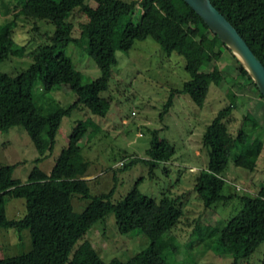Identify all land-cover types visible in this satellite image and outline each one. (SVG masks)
<instances>
[{
	"label": "trees",
	"instance_id": "1",
	"mask_svg": "<svg viewBox=\"0 0 264 264\" xmlns=\"http://www.w3.org/2000/svg\"><path fill=\"white\" fill-rule=\"evenodd\" d=\"M238 29L256 56L264 64V0H211ZM16 19L0 24V62L12 57L23 58L27 45L16 40L17 18L24 17L53 24L54 30L45 32V41L34 52L29 66L16 73L0 69V132L23 126L31 137L43 161L53 152L63 119L75 110L104 117L109 107L104 97L110 89L113 67L118 62V51L129 52L136 41L149 37L159 43L169 55L178 53L186 61L190 79L182 89L172 90L165 103L164 115L174 104L175 94H186L193 103L202 107L210 90L207 68L229 50L238 70L239 82L253 84L259 96H264L248 70L237 56L209 28L203 18L185 0H20ZM141 11L138 21H129L117 33L123 17ZM80 12L86 19L80 23V37L74 34L71 16ZM34 32H39L35 24ZM220 43L219 48L217 47ZM70 44L82 47L94 60L100 75L85 80L76 68L67 48ZM68 88L74 96L68 107L46 115L37 105L44 92ZM236 107L235 99L220 110L204 134L209 161L196 178L195 190L205 207L211 209L235 197L242 207L226 221L216 225L215 243L234 256L233 264L251 256L264 243V185L256 195L227 194L225 172L230 158L246 145L253 148L255 163L262 141H250L249 132L241 128L233 134L226 119ZM250 119V115H246ZM88 133L84 120L76 121L69 142L59 154L50 172L35 167L23 182L15 178L19 164L0 166V228L29 229L32 247L29 251L0 258V264H98L100 253L86 237L99 221L114 213L118 230L127 234L140 230L150 244L128 260L113 258L103 264H173L170 256L179 253L174 237L165 238L167 232L177 227L183 215L179 198L163 194L160 199L144 194L139 185L126 195L114 199V189L94 194L89 181L88 164L77 165L71 159L82 151L79 144ZM177 152L174 144L160 138L153 131L148 158H133L124 169L139 160L156 167L169 161ZM124 163V162H123ZM89 200L82 212L73 209V198ZM24 198L26 214L20 219L7 215V202ZM211 225L198 226L195 233L206 234ZM264 264V257L262 260Z\"/></svg>",
	"mask_w": 264,
	"mask_h": 264
},
{
	"label": "rangeland",
	"instance_id": "2",
	"mask_svg": "<svg viewBox=\"0 0 264 264\" xmlns=\"http://www.w3.org/2000/svg\"><path fill=\"white\" fill-rule=\"evenodd\" d=\"M20 7V0H0V24L16 19ZM140 14L137 9L133 15L123 17L117 33L127 22L138 21ZM70 19L75 24V36L80 37V23L86 16L76 12ZM17 23L16 40L27 45V51L23 58L12 57L0 62V69L9 73L28 67L32 52L45 41L43 34L55 28L45 21L35 23L22 16L17 18ZM35 24L39 32H34ZM67 52L76 68L83 72L85 80L100 75L98 66L82 47L70 44ZM117 57L111 86L104 97L109 107L106 116H93L75 110L65 117L53 152L43 161H36L40 157L39 152L23 126L0 132V166L19 164L14 176L23 182L37 166L50 172L62 149L68 145L76 121L82 119L88 133L79 143L81 153L72 158L71 163L89 165L85 179L94 194L114 189V199H119L141 179L139 188L144 194L156 199L163 194L179 198L183 209L181 221L165 234L166 239L174 237L179 245V253L170 256V261L173 264H233V254L215 243L218 234L215 226L234 215L242 205L235 197L209 209L199 199L195 190L196 178L209 161L204 134L218 112L235 99L236 107L226 119L229 130L237 134L241 128L246 129L250 141L260 139L262 148L255 163L251 159L253 148L250 145H246L243 151H236L238 160L235 161L236 154L230 158L225 172L226 193L256 195L264 185V100L253 84L239 82L231 53L224 50L219 59L204 68L210 84L204 105L199 107L188 95L177 93L173 106L162 115L172 90L182 89L184 82L190 79L184 57L176 52L167 54L151 37L136 41L129 52L118 51ZM68 90L44 92L37 100L40 111L49 115L59 108L70 106L74 96ZM246 115H250V119ZM154 130L158 131L160 138H166L175 145L176 154L152 169L141 160L124 169V164L133 158H148L147 149L151 146ZM88 202L74 197L73 209L82 212ZM26 211L24 198L8 200L9 218L20 219ZM207 225L214 227L203 235L195 233L198 226ZM86 237L100 253L98 264L113 258L126 261L150 244L149 238L140 230L121 234L114 213L96 223ZM31 247L29 229L0 228V258L25 253ZM263 257L264 243L251 256L239 260L238 264H262Z\"/></svg>",
	"mask_w": 264,
	"mask_h": 264
},
{
	"label": "water",
	"instance_id": "3",
	"mask_svg": "<svg viewBox=\"0 0 264 264\" xmlns=\"http://www.w3.org/2000/svg\"><path fill=\"white\" fill-rule=\"evenodd\" d=\"M185 2L203 18L209 28L237 56L264 96V64L256 56L238 29L211 0H185Z\"/></svg>",
	"mask_w": 264,
	"mask_h": 264
}]
</instances>
